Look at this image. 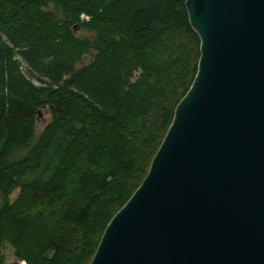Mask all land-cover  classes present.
<instances>
[{"label": "trees", "instance_id": "trees-1", "mask_svg": "<svg viewBox=\"0 0 264 264\" xmlns=\"http://www.w3.org/2000/svg\"><path fill=\"white\" fill-rule=\"evenodd\" d=\"M184 2L0 0V264H89L196 73Z\"/></svg>", "mask_w": 264, "mask_h": 264}, {"label": "water", "instance_id": "water-1", "mask_svg": "<svg viewBox=\"0 0 264 264\" xmlns=\"http://www.w3.org/2000/svg\"><path fill=\"white\" fill-rule=\"evenodd\" d=\"M190 87L89 264H264V0H185Z\"/></svg>", "mask_w": 264, "mask_h": 264}, {"label": "rangeland", "instance_id": "rangeland-1", "mask_svg": "<svg viewBox=\"0 0 264 264\" xmlns=\"http://www.w3.org/2000/svg\"><path fill=\"white\" fill-rule=\"evenodd\" d=\"M86 18V16L82 15L81 19ZM77 34H84V35H88L86 32L84 31H76ZM93 50H91L89 53H83L79 59V61L77 63H75V68H79L87 63H89V61L91 60V56L93 54ZM16 59H18V61L21 64V69L22 71L28 76V73H26V65L22 62V60L20 59V57L17 55ZM32 81L34 84H36L37 86L40 85H44L43 82H40L38 80H36L34 77H31ZM39 114L36 116V120H35V132L36 134L40 133L43 129V127L50 121L51 119V114L48 111V108H40L39 109ZM0 254L3 255L4 257V263H12L16 261V258L13 255V251L12 248L7 244H2L0 246ZM17 264H25L23 261H17Z\"/></svg>", "mask_w": 264, "mask_h": 264}]
</instances>
